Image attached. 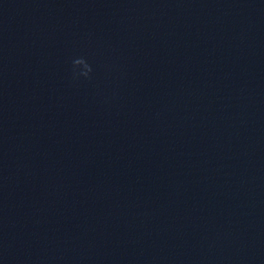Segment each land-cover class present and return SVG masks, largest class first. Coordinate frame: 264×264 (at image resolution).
<instances>
[{"label":"clouds","instance_id":"clouds-1","mask_svg":"<svg viewBox=\"0 0 264 264\" xmlns=\"http://www.w3.org/2000/svg\"><path fill=\"white\" fill-rule=\"evenodd\" d=\"M73 65V79L78 80L80 77L85 79H91V73L93 72L92 65L84 57L75 58L72 61Z\"/></svg>","mask_w":264,"mask_h":264}]
</instances>
